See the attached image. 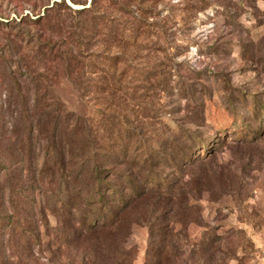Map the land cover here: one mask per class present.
<instances>
[{"label": "rangeland", "instance_id": "rangeland-1", "mask_svg": "<svg viewBox=\"0 0 264 264\" xmlns=\"http://www.w3.org/2000/svg\"><path fill=\"white\" fill-rule=\"evenodd\" d=\"M90 2L0 0V105L17 103L16 85H49L80 107L89 130L126 145L128 161L151 154L168 160L166 142L186 148L181 134L196 131L199 118L204 149L196 163L188 156L195 164L182 174L170 234L160 246L144 226L128 235L73 234L47 212L45 229L25 227L27 247H19L21 235L10 238L0 228V264H264V0H96L86 16L66 8L83 10ZM69 34L90 55L80 58L78 93L61 60ZM196 86L206 97L202 113L189 96ZM48 131L34 136L32 159ZM201 173L210 177L194 196ZM5 202L0 221L8 216Z\"/></svg>", "mask_w": 264, "mask_h": 264}, {"label": "trees", "instance_id": "trees-1", "mask_svg": "<svg viewBox=\"0 0 264 264\" xmlns=\"http://www.w3.org/2000/svg\"><path fill=\"white\" fill-rule=\"evenodd\" d=\"M95 5L96 0H91L87 9L66 8L71 14L86 16L95 12ZM31 22L37 23V20ZM91 28L92 36L95 27L91 25ZM72 34L64 37L66 56L61 60L70 88L78 93L80 89L75 79L82 73L80 60L90 55ZM16 68L21 69V66ZM198 90L189 96L202 113L206 97H202L200 88ZM12 91L20 98L17 103L0 105V185H10L8 183L14 181L12 188L0 190V200L6 201L5 211L8 212L6 219L0 221V228L7 230L10 238L21 235L19 247H27L29 238L24 237L25 227L33 224L35 230L39 226L45 229L49 212L51 216H57L60 225L64 224L67 233L128 235L133 226H144L149 238L160 246L170 234L171 220L175 217L174 196L179 192L184 178L182 174L186 173L187 167L194 166L199 158L197 153L204 149L199 137L202 119L194 124L196 131L181 134L183 139L180 141L188 144L186 148L174 141L166 142V152H171L170 156L164 154L168 160L162 161L151 154V158L128 161L124 152L126 145L120 140L115 142V139L107 138L102 131L101 134L99 130H89V119L80 107L63 101V94L59 95L57 88L48 85L28 89L16 85ZM6 111L10 113L7 119L2 117ZM18 124L23 128H18ZM43 127L48 128L49 137L45 147L39 144V157L32 159V140L35 135L42 134ZM101 143L104 147L100 146ZM18 144L21 149L10 153ZM102 149L118 156L101 153ZM7 150L9 155L6 157ZM188 156H192L195 163L189 161ZM174 162L179 165L175 166ZM153 164L156 167L162 165V171H151ZM209 177L201 173L194 179L196 187L191 192L194 196L200 192L198 186ZM6 192L9 194L7 198ZM49 193L57 199L49 201ZM185 202L184 210L188 211V199ZM57 211H61L62 216ZM160 250L153 251V255L157 256Z\"/></svg>", "mask_w": 264, "mask_h": 264}]
</instances>
